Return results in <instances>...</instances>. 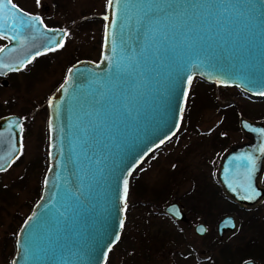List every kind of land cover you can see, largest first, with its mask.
<instances>
[{
    "label": "water",
    "instance_id": "1",
    "mask_svg": "<svg viewBox=\"0 0 264 264\" xmlns=\"http://www.w3.org/2000/svg\"><path fill=\"white\" fill-rule=\"evenodd\" d=\"M0 35L8 49H27L21 64L61 45L64 31L0 0ZM195 79L264 98V0H107L98 59L72 64L50 96L41 193L16 233L11 264H106L126 220L130 178L177 133ZM239 124L251 141L224 152L216 178L229 199L253 207L264 197V123ZM5 125L0 171L21 153L19 119ZM164 211L184 217L177 202ZM235 227L223 216L218 236ZM206 231L195 224L196 235Z\"/></svg>",
    "mask_w": 264,
    "mask_h": 264
},
{
    "label": "rangeland",
    "instance_id": "2",
    "mask_svg": "<svg viewBox=\"0 0 264 264\" xmlns=\"http://www.w3.org/2000/svg\"><path fill=\"white\" fill-rule=\"evenodd\" d=\"M13 1L24 10L41 14L49 24L69 31L65 49L54 54L49 60V67H44L49 71L44 72L39 84L41 96L52 89L48 82L52 80L54 68L57 74V69L60 71L74 61L98 58L103 30L101 17L107 0ZM198 81L194 80L191 89L200 86ZM234 90L227 88L223 92L231 96V99H236L244 109L243 114L237 116V128L233 118L231 121H222L224 114L218 113L211 106H199L201 111L193 121V126L198 130L188 129L185 120L180 125L178 134L152 152L135 170L134 181L126 200L124 227L106 264H242L247 259L255 260L264 255L260 251L263 246L259 236L264 234V198L253 207L239 208L223 198L215 182L224 152L251 141L250 136L241 130L240 119L264 123V99H253ZM202 93L206 95L204 90ZM224 112L226 115L227 111ZM38 117L40 116H37L34 126L31 124L27 129L24 153L15 163L10 164L7 172L0 175V264H11L16 233L39 198L35 200L45 173L47 140L45 114L43 120ZM40 122L43 123L42 127L37 126ZM220 127H223L221 131L227 135L226 147L221 153L218 152V145L212 148L211 142L208 143L213 135H217ZM194 142L202 143L201 146H192ZM187 150L190 152L186 153ZM190 173L198 174L200 184L206 190L210 188L214 192L216 201L211 202L206 198L208 191L198 196L196 191L193 196L185 197L193 185L192 181L184 179ZM166 181L169 182L165 187L163 184ZM259 185L264 188V172ZM156 188L166 191L163 199L149 204L140 200L143 197H153ZM137 193L145 196L139 198L138 195L139 200H133ZM170 202L182 205V220H176L164 211L163 207ZM226 214L235 217L236 227L218 236L217 222ZM200 222L207 227L202 236L194 232L195 224ZM155 238L163 241L160 243L152 240ZM249 240L255 245L251 244L247 249ZM251 248L252 254L248 256ZM145 250H148L147 253ZM260 259L264 261V257Z\"/></svg>",
    "mask_w": 264,
    "mask_h": 264
},
{
    "label": "flooded vegetation",
    "instance_id": "3",
    "mask_svg": "<svg viewBox=\"0 0 264 264\" xmlns=\"http://www.w3.org/2000/svg\"><path fill=\"white\" fill-rule=\"evenodd\" d=\"M11 1L14 5L19 7L21 10L29 14L39 16L42 23L45 25V27L49 29L58 28L64 31L63 41L61 45H59L58 47L54 49L39 53L33 56L28 61H24L21 64L19 60L21 59L22 52H23V57H24V55L28 53L27 49L25 50L24 49H18V50L8 49V47L11 45L10 41L5 36L0 35V120L7 119L10 117H15L16 119H19L20 125H21V153L19 154V157H20L24 153L23 144L25 141L27 129L31 127V124L34 126V124L37 122L36 121L37 116H40L38 118H41L43 120V116L45 114V125H46L45 134H46V140L48 139L47 120H48V103H49L50 96L62 84V82L64 81L66 77L69 67L72 64H74L76 61L65 65L64 68H62L60 71H58L57 69V74L54 72L55 70L54 68L52 71V74L54 73V75L52 76V80L48 82L49 87H52V89L50 90L48 94L41 96V91L39 90V84L42 82L41 78L43 77V74H45L44 72L49 71L48 69L46 70L45 68L49 67V62H50L49 60L54 54H58L63 49H65L67 39L69 37V31L57 25L49 24V22L45 20V18L41 14L32 12L30 10H24L13 0ZM96 60H92V61H96ZM16 63L18 64L15 65ZM28 93H30L29 96H28ZM41 119L39 120L41 121ZM41 123L42 122L37 124V126L39 125L42 127ZM11 125L14 126L17 124L10 123V126ZM7 127L9 126L5 125L3 128L0 127V143H5L7 140L6 139L8 135L7 133L8 131L6 130ZM46 151H47V147L45 149V155H46ZM10 167L1 170L0 175L7 172ZM42 179H43V175H42ZM238 207L242 208L239 205ZM163 208L165 209V206ZM182 212H183V207H182ZM226 215H232V214H226ZM259 236H260V241L263 246L262 250L260 251L263 253L264 252V234H260ZM251 244H253V242L249 240L247 242L246 248L250 246ZM252 250H253L252 248L249 250V254H252L251 253ZM260 257L263 259L264 255L259 256V258H256L255 260L253 259H247V260H253L256 264H264V261H261Z\"/></svg>",
    "mask_w": 264,
    "mask_h": 264
},
{
    "label": "trees",
    "instance_id": "4",
    "mask_svg": "<svg viewBox=\"0 0 264 264\" xmlns=\"http://www.w3.org/2000/svg\"><path fill=\"white\" fill-rule=\"evenodd\" d=\"M195 80H199L198 82H200V86L195 87V88H193V89H191L189 91V95L187 97L186 106H185L184 115H183V119H182L181 124L183 125V122L186 120V125H187V128L188 129H193L194 131L198 130L195 125L193 126V121L199 115V113L201 111L200 110V107L204 105V106H211L218 113L224 114V117H223V120L222 121H228V120L231 121V119L233 118V123L236 122V124L234 123V126H235V128H237V116L239 114H243L244 109L241 107L240 104L237 103L236 99L235 100L234 99H231V96L225 95V93H224L225 91L224 90H226L227 88H233V89H235L234 91H236V92L242 93L245 96H248V97H251V98H253V97L250 96V95H248V94L243 93L242 91H240L239 89H237L235 87H220V86L214 85L212 83H208V82H206L204 80H201V79H195ZM202 89L206 93L205 96L202 93V91H203ZM200 94H202V97L200 96ZM256 99L257 100H263L264 98H256ZM224 111H227L226 115H225V112ZM227 115H229V116H227ZM259 116L256 115V117H259ZM190 123H191V125H190ZM222 129H223V127H220L219 130H218V132H217V135H213L212 138H210V140L208 141V143L211 142L210 145H212V148H213V146L215 147L216 145H218V152L219 153H221L224 150V148L226 147V143H227V137H226L227 135H226L225 132H222L221 131ZM178 132L179 131H177V133L175 135H177ZM201 143L202 142H194L192 144V146L193 145L196 146V145H199V144L201 146ZM188 152H190V150H187L186 151V153H188ZM217 157L218 156H215V158H217ZM134 174H135V172L133 173V175L131 176L130 181H129V189H130V191H131V187H132V182L134 181ZM190 174L185 175L184 179L186 181H192L193 182V185L191 186V189L190 188L188 189V192L186 193L187 195L185 197L188 198L190 196H193L194 195L193 192H196V191H197V194H196L197 196L200 193L202 195L205 191L206 192L208 191V193H206V194L207 195L209 194V195L206 198H209V200H211V202L212 201H216V197L214 196L215 195L214 192L211 191L210 188H208L209 190L208 189L206 190V187H204L203 185L200 184L198 174H196V175H194V174H191L190 175ZM170 179H169V181H171ZM168 182L167 181L164 182L163 185H165V187H166L167 184H168ZM215 182H216V185H217L219 191L221 192L223 198L226 199V200H228V201H230L231 203L235 204V206H238L235 202H233L232 200H230L229 198H227L223 194L220 185L218 184V182L216 180H215ZM163 187L164 186H162V188ZM160 189L161 188H159V189L156 188L153 191V193H154L153 197L151 196L150 198H148V197L140 198V197L145 196V195H142V194L139 195V193H137L136 194V197H134L133 200H136V199L139 200L138 199V195H139L140 200H142L144 202H147L148 204L149 203H153V202H157L158 200L163 199L164 192H166L164 190H161L160 191ZM40 191L41 190H39L38 195L35 198V200L39 197ZM32 204H31V206H32ZM126 216H127V214H126ZM254 219H256V217ZM152 240L156 241L157 238L152 239ZM157 241L161 243L163 240L160 239V240H157ZM138 247L141 248V249H143L142 245H139ZM147 251L145 250L146 253H147ZM248 256H249V253H248Z\"/></svg>",
    "mask_w": 264,
    "mask_h": 264
},
{
    "label": "snow or ice",
    "instance_id": "5",
    "mask_svg": "<svg viewBox=\"0 0 264 264\" xmlns=\"http://www.w3.org/2000/svg\"><path fill=\"white\" fill-rule=\"evenodd\" d=\"M109 3H111V0H109ZM201 231H203V229H200Z\"/></svg>",
    "mask_w": 264,
    "mask_h": 264
},
{
    "label": "bare ground",
    "instance_id": "6",
    "mask_svg": "<svg viewBox=\"0 0 264 264\" xmlns=\"http://www.w3.org/2000/svg\"><path fill=\"white\" fill-rule=\"evenodd\" d=\"M263 198H264V197H263ZM263 198H262V199H263ZM262 199H261V200H262Z\"/></svg>",
    "mask_w": 264,
    "mask_h": 264
}]
</instances>
